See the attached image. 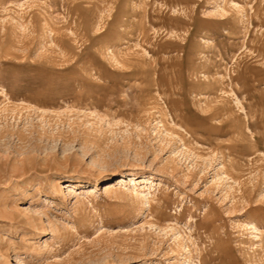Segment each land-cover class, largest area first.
I'll return each mask as SVG.
<instances>
[{
  "label": "rangeland",
  "instance_id": "obj_1",
  "mask_svg": "<svg viewBox=\"0 0 264 264\" xmlns=\"http://www.w3.org/2000/svg\"><path fill=\"white\" fill-rule=\"evenodd\" d=\"M0 264H264V0H0Z\"/></svg>",
  "mask_w": 264,
  "mask_h": 264
},
{
  "label": "bare ground",
  "instance_id": "obj_2",
  "mask_svg": "<svg viewBox=\"0 0 264 264\" xmlns=\"http://www.w3.org/2000/svg\"><path fill=\"white\" fill-rule=\"evenodd\" d=\"M126 179H124V177H119V178H117L116 179V183L117 184H119V183H122V182H124ZM132 180H134V178L133 177H131V178H129V181H132ZM136 184L134 183V181H133V187L134 188H136ZM147 185H145L144 184V186H143V188H137L136 189V192L137 193H139V194H142L143 196H146V195H148L149 194V187H146ZM91 190V189H90Z\"/></svg>",
  "mask_w": 264,
  "mask_h": 264
}]
</instances>
